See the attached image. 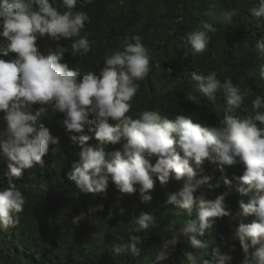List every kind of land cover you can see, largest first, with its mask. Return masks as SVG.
I'll return each mask as SVG.
<instances>
[{"label":"clouds","instance_id":"9594fccd","mask_svg":"<svg viewBox=\"0 0 264 264\" xmlns=\"http://www.w3.org/2000/svg\"><path fill=\"white\" fill-rule=\"evenodd\" d=\"M67 11L61 13L50 0H0V56L15 53L11 60L0 59V113L6 122L0 133V158L6 163L4 176L8 187L0 189V229H7L19 223L18 214L23 211L24 195L17 190L14 179H20L25 169L45 166V155L57 152L59 137L52 135L50 129L40 118L46 107L63 113L66 130L74 133L73 143L80 147L79 162L72 165L67 179L74 182L83 193H106L111 181L122 194L140 193L142 203L153 200L157 178L161 186L170 180L182 181V187L172 193L166 204L172 205L182 215L189 217L195 210V219H189L184 227L172 234L167 248L175 247L184 237L192 249L207 250L209 245L203 241L206 231L213 229L217 218L230 217L231 211L225 204L227 193L207 199L198 191L207 186L219 187L211 183V176H197L196 168H201L207 160L218 164L220 171L224 166L238 162L245 165L244 174L239 177L242 194L255 193L250 202H239L240 215H255L251 223H241L233 230V240L239 241L246 256L243 264H264V97L252 100L254 115L246 119L226 116L222 127L205 126L194 122L190 116L176 115L169 119L159 111H143L139 118L127 116L132 107L130 101L136 95L139 85L149 73L150 56L139 35L133 42H127L122 51H113L104 58V67L99 75L81 73L61 63L65 50L59 47L41 53L37 40L45 34L53 39H72V55H87L92 51L91 42L81 36L90 18L86 12L74 11L77 0H62ZM90 3L91 0H88ZM258 20L264 18V0L250 9ZM235 10L221 13L223 22L231 23ZM206 31H192L182 37L189 46L185 57L202 53L210 42L208 33H214L212 24L202 22ZM257 56L264 60V38L255 44ZM170 71V70H169ZM196 90L211 100L216 93L223 91L229 111L240 109L248 96L234 84L231 78L223 83L216 73L205 76L192 73ZM195 101V97H187ZM40 107L34 108V105ZM93 117V119H90ZM111 121V122H110ZM95 125L93 128L92 126ZM86 130L94 131L99 141L97 146L88 142L92 139ZM124 141L123 151H106L104 145H115ZM51 146V147H50ZM195 165V168L193 167ZM224 184L231 187L232 181L223 177ZM139 185V188L136 186ZM104 205L89 209L95 213L103 211ZM123 215L125 209H120ZM113 218L110 213L108 218ZM84 213L75 217L79 224ZM141 230L155 227L156 217L150 212H141L136 220ZM141 240L132 236L128 243L115 246L118 253L131 252L138 255L137 244ZM163 250L158 262L167 259ZM250 248L255 251L249 253ZM190 264H197L192 252L186 253ZM230 254H221L213 249L211 259H203L201 264H232Z\"/></svg>","mask_w":264,"mask_h":264},{"label":"trees","instance_id":"16d2710c","mask_svg":"<svg viewBox=\"0 0 264 264\" xmlns=\"http://www.w3.org/2000/svg\"><path fill=\"white\" fill-rule=\"evenodd\" d=\"M50 3L61 13L67 11L62 0H50ZM258 4L259 0H91L90 3L77 0L74 11L86 12L90 18L81 36L91 42L92 51L85 56L72 55V43L80 37L57 41L45 34L38 38L37 45L45 55L64 47L61 63L78 70L82 77L89 72L99 75L105 56L122 51L127 42H133V36L139 35L148 49L150 70L143 80L136 81L138 91L126 115L136 119L143 111H159L169 119L183 114L202 125L222 127L226 116L243 120L254 115L252 100L258 95L264 97V60L255 50L257 39L264 38V18L258 20L250 11ZM233 10L236 14L231 23L220 19L222 12ZM202 22L212 24L215 32L208 33L210 42L202 53L193 56L189 52L185 57L189 46L182 37L192 31H206ZM3 39L0 37V41ZM15 57V53H10L0 59L8 61ZM212 72L222 83L225 78H231L234 84L248 91L240 109L228 110L222 90L216 93L215 100L196 90L192 73L206 77ZM189 95L194 96L195 101L189 100ZM39 107L34 105V108ZM64 119L63 113L51 107H46L40 118L39 122L59 137L60 145L56 146L54 155L50 150L43 157V168L37 165L25 169L20 179L13 180L24 195L25 204L18 214L19 223L0 229V264H190L188 252L201 264L203 259H211L213 249L217 248L221 254L233 257L232 264H243L246 254L239 241L232 239L233 230L256 217L240 215L239 202L248 203L255 195L254 191L247 194L238 191L241 187L247 188L239 180L245 171L242 162L225 165L221 172L218 164L206 160L201 168L195 169L198 178L211 176V183L219 184L212 189L205 186L197 195L202 192L207 199L214 200L227 193L225 204L232 213L230 217L217 218L213 229L201 237L208 243V249H192L184 237L175 247L167 248L172 234L196 215L195 210L191 217L186 212L176 215L177 210L166 204L169 195L180 190L182 181L173 179L161 186L153 177L155 186L150 204L142 203L139 191L122 194L111 181L106 193L81 192L67 179L73 163L79 162L81 149L73 143L74 133L66 130ZM257 125L264 127L259 122ZM5 126L3 113H0V133ZM86 134L92 137L90 145L99 144L94 131L86 130ZM123 143L104 147L106 151H123ZM6 170V163L0 158V189L8 187ZM225 176L232 181L231 187L224 184ZM101 204L103 211L89 212ZM121 208L125 209L123 215ZM141 212L154 214L155 227L147 231L140 229L136 220ZM81 213L84 219L79 224L74 223V218ZM110 213L111 220L107 219ZM132 236L141 240L137 244L138 255L114 251L115 246L128 243ZM166 248L167 259L158 262L156 257ZM254 251L250 248L249 253Z\"/></svg>","mask_w":264,"mask_h":264},{"label":"bare ground","instance_id":"6f19581e","mask_svg":"<svg viewBox=\"0 0 264 264\" xmlns=\"http://www.w3.org/2000/svg\"><path fill=\"white\" fill-rule=\"evenodd\" d=\"M39 47V46H38Z\"/></svg>","mask_w":264,"mask_h":264}]
</instances>
